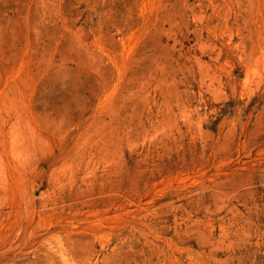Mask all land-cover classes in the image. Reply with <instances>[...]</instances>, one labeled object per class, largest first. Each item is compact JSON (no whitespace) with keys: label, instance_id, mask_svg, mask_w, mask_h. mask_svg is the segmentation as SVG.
Wrapping results in <instances>:
<instances>
[{"label":"rangeland","instance_id":"rangeland-1","mask_svg":"<svg viewBox=\"0 0 264 264\" xmlns=\"http://www.w3.org/2000/svg\"><path fill=\"white\" fill-rule=\"evenodd\" d=\"M0 264H264V0H0Z\"/></svg>","mask_w":264,"mask_h":264}]
</instances>
